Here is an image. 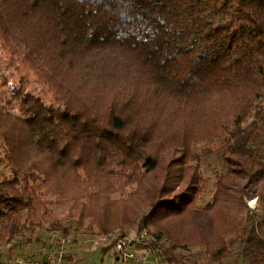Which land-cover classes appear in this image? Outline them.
<instances>
[{
    "label": "trees",
    "instance_id": "16d2710c",
    "mask_svg": "<svg viewBox=\"0 0 264 264\" xmlns=\"http://www.w3.org/2000/svg\"><path fill=\"white\" fill-rule=\"evenodd\" d=\"M0 39L55 98L0 94V244L137 225L158 264H264V0H0Z\"/></svg>",
    "mask_w": 264,
    "mask_h": 264
},
{
    "label": "rangeland",
    "instance_id": "374dc122",
    "mask_svg": "<svg viewBox=\"0 0 264 264\" xmlns=\"http://www.w3.org/2000/svg\"><path fill=\"white\" fill-rule=\"evenodd\" d=\"M15 65H17V66L15 67ZM2 83H5V85L2 86L1 85ZM12 84H16L18 86L22 85V87L24 89H26L27 91H33V92L38 93V95L42 96L43 99L47 103L55 102V98L51 92V87L49 86L48 83L41 80L37 75L34 74V72L32 70L25 68V66H23V64H21L19 62H17L16 64L15 63L12 64L9 61L8 50L6 49L5 45L2 43V41L0 39V94H3L4 100L9 97V91H10V87ZM13 111L16 112L17 108H14ZM171 151L172 150H168L169 154L167 156H171ZM164 157H165V155L163 154L162 158H164ZM167 161H168V159H165V162H167ZM224 171L225 170H224V167H223L221 161L218 159V157L215 154L210 155L209 157L206 158V160L203 161L202 173L205 177H207L209 179L210 189L208 190V192L205 193V195L200 200V202L202 204H204L210 200L211 188L213 186V182L216 179V177H218L220 174L224 173ZM128 197H129L128 190H126L123 195H120L119 193L112 195V198H124V199H126ZM147 199H148V197L146 195V198L144 199V201H142V205H145V202L147 201ZM247 204L250 208L256 209L258 206L257 197H254L253 199H248ZM52 209L54 210V212H56L58 214H62V212L67 210V205L54 206V207H52ZM76 231L78 233V239L74 243H80V244L82 243L84 245V243L82 241L87 239L88 240L87 244L89 247L96 248V247H98V245H100L101 242L99 241L98 236L95 234V232L91 231L90 229L87 230L85 227H77ZM150 231L152 233H154L153 232L154 230L152 228H150ZM139 232L140 231H139V228L137 225H135L133 227H124L121 229L118 228V229H114L109 234H107L106 239L108 238L112 243L113 242L112 238H114V236L116 234H118V235L127 234L128 236H132V235H135ZM50 233H52V232H50ZM58 233L61 234L62 232H58ZM62 234L64 236H67V235H65V233H62ZM50 236H51V234H50ZM101 239H103V237H101ZM16 240L20 241L21 238H17ZM2 242H3V240H2ZM1 245H2V250L6 252V250H8L7 244L3 242L2 244H0V246ZM84 246H86V244ZM108 251H109L108 254H106L104 257V264H109V260H111V261L113 260V253H114L113 246L111 248H109ZM92 256H94V255H92ZM2 259H3V254L0 253V264H2V261H1ZM97 259H101V257H97ZM11 264H13V262H11Z\"/></svg>",
    "mask_w": 264,
    "mask_h": 264
},
{
    "label": "built area",
    "instance_id": "2783aa9c",
    "mask_svg": "<svg viewBox=\"0 0 264 264\" xmlns=\"http://www.w3.org/2000/svg\"><path fill=\"white\" fill-rule=\"evenodd\" d=\"M148 235L146 231L132 236L116 234L111 243L116 257L112 264H158L160 251L153 248ZM50 237L49 244L41 249L38 257L20 258L17 264H82L70 258V251L65 246L70 242L69 238L58 232L51 233Z\"/></svg>",
    "mask_w": 264,
    "mask_h": 264
},
{
    "label": "crops",
    "instance_id": "0c3cea01",
    "mask_svg": "<svg viewBox=\"0 0 264 264\" xmlns=\"http://www.w3.org/2000/svg\"><path fill=\"white\" fill-rule=\"evenodd\" d=\"M78 231V230H77ZM76 229L71 230L67 234V238L70 239V242L66 243V247L70 251V258L76 260L82 264H88L91 262H101L104 264V257L108 254L109 246H112L111 241L106 239L107 235L105 236H98L99 241L101 242L100 245L96 248H92L88 246V240L82 241V243H74L78 239V233ZM50 232L45 229H39L36 232L35 239L29 241V237L25 239H21V241H12L7 244L6 252L2 250L3 259L2 264H15L14 259L21 258V257H37L40 255L41 249L43 246H46L47 242L49 241ZM103 237V239H101ZM25 240V241H24ZM94 255V256H92ZM97 257H101V259H97ZM103 257V258H102ZM115 252L113 253V260H109V264L115 262ZM111 261V262H110Z\"/></svg>",
    "mask_w": 264,
    "mask_h": 264
}]
</instances>
